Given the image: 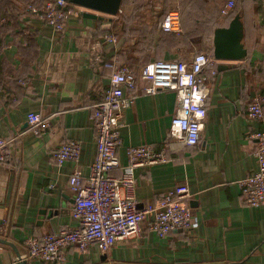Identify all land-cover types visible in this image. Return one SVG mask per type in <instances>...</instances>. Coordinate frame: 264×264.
I'll return each instance as SVG.
<instances>
[{
    "label": "crops",
    "instance_id": "0c3cea01",
    "mask_svg": "<svg viewBox=\"0 0 264 264\" xmlns=\"http://www.w3.org/2000/svg\"><path fill=\"white\" fill-rule=\"evenodd\" d=\"M141 3L122 0L117 14L97 12L95 18L84 16L83 8L63 32L26 12L0 16V25L8 24L0 27V136L12 139L10 156L0 165V237L24 254L30 236L75 225L68 178L75 168L88 174L96 152L92 114L109 85L111 68L105 61L115 51L140 85L143 64L188 59L202 50L213 54L215 31L234 22L246 53L235 60L213 57L205 67L206 115L197 144L188 146L170 135L178 106L170 89L152 94L137 90L119 127L120 165L111 173H120L131 145L163 149L168 160L135 168L136 200L144 204L186 183L196 225L161 236L148 228L146 218L137 234L115 241L106 252L95 244L83 250L69 246L65 260L55 264H264V206L246 204L238 183L256 168L255 140L247 133L261 122L247 116L246 104L253 93L264 94V0H244L237 14L210 15L211 29L204 35L196 32V19L189 24L183 16L181 33L163 32L158 25L163 12L147 3L136 18L122 14ZM105 33L118 41H104ZM29 111L39 112L49 126L34 133ZM69 139L80 142L79 159L57 164L53 150ZM0 264H18L13 247L3 242ZM25 264L48 263L28 258Z\"/></svg>",
    "mask_w": 264,
    "mask_h": 264
},
{
    "label": "built area",
    "instance_id": "2783aa9c",
    "mask_svg": "<svg viewBox=\"0 0 264 264\" xmlns=\"http://www.w3.org/2000/svg\"><path fill=\"white\" fill-rule=\"evenodd\" d=\"M150 9L163 12L159 28L163 32L179 34L182 31L181 12L176 5H167L162 0H147ZM233 0H226L219 8L225 16L233 8ZM83 7L72 0H30L24 11L57 32H63L72 15H78ZM103 40L115 44L113 33H105ZM206 51L194 53L188 59H154L143 64L140 70L142 84L127 64L118 61L119 52L107 59L110 66L109 85L101 90L93 110L96 130V152L89 164L88 174L83 176L74 169L68 178L72 193L71 214L76 223L72 227H60L57 231L30 236L22 259L36 258L55 264L66 258V249L76 246L83 250L95 244L106 252L115 241L137 234L146 218L148 228L164 236L174 229H190L196 225L188 200L191 192L186 183H178L156 199L139 204L135 197L134 170L138 166L165 162L168 157L163 149H154L149 144L128 147L127 162L119 174L111 170L120 165L117 147L121 143L120 125L125 110L135 100L137 90L152 94L160 90H173L178 106L171 118L170 135L183 144L198 143L206 115L205 97L207 84L203 71L215 60ZM127 88L133 91H126ZM249 118L261 122V126L247 133L255 140L254 157L256 168L251 174L238 180L241 195L246 204L264 206V94L255 92L246 104ZM27 121L34 133L49 126L48 119L39 112L29 111ZM11 138L0 136V165L10 156ZM80 142L69 139L61 142L52 153L53 161L61 164L67 160L78 161ZM18 260V259H17Z\"/></svg>",
    "mask_w": 264,
    "mask_h": 264
},
{
    "label": "water",
    "instance_id": "95a60500",
    "mask_svg": "<svg viewBox=\"0 0 264 264\" xmlns=\"http://www.w3.org/2000/svg\"><path fill=\"white\" fill-rule=\"evenodd\" d=\"M75 4L84 8L83 15L90 18L100 17L97 12L115 15L120 11L122 0H72ZM246 53V49L242 47L238 41L236 25L230 22L227 27L218 28L214 33L213 55L215 59L235 60L241 58ZM227 66H222L226 68ZM11 184L7 186L6 200H9ZM0 242L7 243L15 250L18 264H25V260L21 258L20 252L15 245L6 238L0 237Z\"/></svg>",
    "mask_w": 264,
    "mask_h": 264
},
{
    "label": "rangeland",
    "instance_id": "374dc122",
    "mask_svg": "<svg viewBox=\"0 0 264 264\" xmlns=\"http://www.w3.org/2000/svg\"><path fill=\"white\" fill-rule=\"evenodd\" d=\"M30 0H14L16 11L25 12L24 9ZM145 2L147 0H140ZM163 3L167 4L171 1H176L177 6L180 9L181 16H183L186 20H188L189 24H192L196 19V27L198 30L196 32H200L199 34L204 35L207 34L209 29H211L209 24L210 15H218L220 6L226 0H162ZM233 9L241 10V7L244 5V0H233ZM132 7L122 11V14H130L132 11ZM6 19V18H5ZM196 28V29H197ZM205 51V50H202Z\"/></svg>",
    "mask_w": 264,
    "mask_h": 264
},
{
    "label": "trees",
    "instance_id": "16d2710c",
    "mask_svg": "<svg viewBox=\"0 0 264 264\" xmlns=\"http://www.w3.org/2000/svg\"><path fill=\"white\" fill-rule=\"evenodd\" d=\"M146 3H147V1L142 2L141 4L134 5L132 7L133 9H132V11H131V13L129 14L128 17L129 18H136V16L138 15L141 7L143 8L146 5ZM166 8H167V4H165V9ZM260 8L261 7H259V9ZM16 12H18V11H16V9H15V4H14L13 0H0V16H2V15L10 16L12 14H15ZM232 14H237V10H234L232 8L227 15L229 16V15H232ZM0 27L2 29H6L8 27V24L5 23L3 25H0Z\"/></svg>",
    "mask_w": 264,
    "mask_h": 264
}]
</instances>
